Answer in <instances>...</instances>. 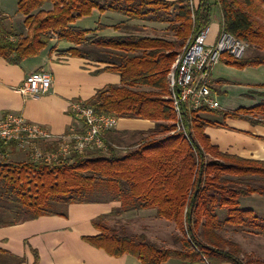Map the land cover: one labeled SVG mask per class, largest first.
Here are the masks:
<instances>
[{
  "label": "trees",
  "instance_id": "1",
  "mask_svg": "<svg viewBox=\"0 0 264 264\" xmlns=\"http://www.w3.org/2000/svg\"><path fill=\"white\" fill-rule=\"evenodd\" d=\"M217 8L223 30L259 51L241 60L224 56L221 63L238 69L264 66V0H199L196 7L189 0H17L28 35L19 37L8 31L4 21L10 18L2 16L0 58L19 65L37 57L56 33L59 41L75 44L67 51L70 56L107 64L120 76L119 85L99 90L84 104L99 114L155 122L150 134L154 137L175 130L174 124L162 125L177 119L172 101L166 99L170 95L168 74L186 42L212 24ZM95 10L121 14L130 20L169 21L177 41L134 35L99 37L84 50L80 46L90 31L76 23ZM163 13L170 19L165 21ZM103 28L99 26L98 30ZM202 112L223 120L258 123L253 118H264V103L234 112L185 108V132L152 137L125 155H117L113 149L116 145L107 138L104 151L74 154L54 164L34 162L30 157L14 161L9 155L0 160V227L42 216H67L72 204L117 201L121 203L119 209L93 222L98 235L84 238L110 256L131 255L141 264H164L169 260L264 264L241 259V249L219 234L226 225L264 233V218L240 206L243 197L264 195V162L224 154L211 145L206 129L226 125L201 117ZM101 152L107 156L98 155ZM207 155L215 160L208 161ZM92 194H97V199H90ZM62 206L65 211L59 212ZM141 210H155L158 218L174 223L184 234L182 251L159 247L144 235H128L105 224L109 216ZM216 210L226 211L224 220L219 219ZM4 263L1 257L0 264ZM34 264H39L36 252Z\"/></svg>",
  "mask_w": 264,
  "mask_h": 264
},
{
  "label": "crops",
  "instance_id": "2",
  "mask_svg": "<svg viewBox=\"0 0 264 264\" xmlns=\"http://www.w3.org/2000/svg\"><path fill=\"white\" fill-rule=\"evenodd\" d=\"M96 12L98 27H104L98 30L97 34L100 37L119 36L114 28L116 24L109 21L113 19L111 13L105 15L95 10L92 15ZM2 16L11 19L5 12ZM82 19L77 21L76 26L89 30L86 28L87 21H84L86 19ZM119 19L117 25L124 21L120 17ZM221 30L220 21L215 30L212 28L209 41H216ZM74 47L75 44L56 38L51 40L39 56L24 60L19 65L9 64L0 58V123L7 115L13 114L46 127L55 136L64 135L71 126L80 128V123L69 110L70 103L88 101L99 90L110 85H119L120 76L111 72L107 64L70 56L67 51ZM41 70L49 72L53 77L54 85L51 91L40 98L22 95L19 89L26 77ZM212 88L222 111L234 112L260 106L264 103V66L237 70L235 67L219 63L212 71ZM208 119L226 125V128L209 127L205 131L211 145L217 147L221 153L264 162L262 116L253 118L259 124L243 119L223 120L217 116ZM155 126L156 123L152 121L120 119L117 128L108 132L105 138L120 147L128 138L133 140L149 136ZM8 151L11 160L22 159H17L22 152L13 147ZM260 203L264 205V195L255 194L253 197L241 199L240 206L255 213H264V209H258ZM120 207L121 203L117 201L72 204L67 209V216H42L13 226H2L0 251L4 252L0 258L3 257L4 264H18V259H22L19 264H34L36 252L39 264H141L131 255L110 256L84 240L86 237L98 235L99 232L93 226L98 217L110 214ZM155 214V210H141L126 212L124 215L129 221L135 222L139 217L149 221V217ZM164 264L185 263L169 260Z\"/></svg>",
  "mask_w": 264,
  "mask_h": 264
},
{
  "label": "built area",
  "instance_id": "3",
  "mask_svg": "<svg viewBox=\"0 0 264 264\" xmlns=\"http://www.w3.org/2000/svg\"><path fill=\"white\" fill-rule=\"evenodd\" d=\"M211 26L204 28L193 40L189 39L172 65L167 80L177 115L179 131H184V109L221 110L212 88V71L224 56L241 60L249 45L232 34L220 31L216 41L210 42ZM52 75L44 70L28 75L19 92L30 98H40L53 88ZM70 112L80 123L71 126L64 135L55 136L46 127L9 114L0 123V160L9 157V148L26 153L34 162L58 163L74 154L106 149L105 135L114 131L119 118L99 114L83 101L70 103ZM186 135V133H185ZM187 136V135H186Z\"/></svg>",
  "mask_w": 264,
  "mask_h": 264
},
{
  "label": "rangeland",
  "instance_id": "4",
  "mask_svg": "<svg viewBox=\"0 0 264 264\" xmlns=\"http://www.w3.org/2000/svg\"><path fill=\"white\" fill-rule=\"evenodd\" d=\"M168 1L174 2L176 0H168ZM189 1L191 2L193 7H196L199 2L198 0H189ZM214 11L215 12L213 15L212 24L210 25L211 31L212 28L215 30L217 25H219L221 21L220 19L221 14L219 9L217 8ZM3 12H5L11 17L10 20L4 21V25L8 29V31H12L14 34L18 35L19 37H21V35L22 36L28 35L27 30L23 27L24 16L18 13L17 0H0V20L2 18ZM107 13H111V17H113V19H109V21L113 24L116 25L119 24V20H120L119 17L124 20L123 23L120 24V27L116 29L119 36L134 35V36L161 39L171 42L177 41L174 32L170 28L171 22L166 21L170 19L169 14H165V13L162 14L166 22L164 21L158 22L153 20H145V21L130 20L128 17L123 16L121 14H117L113 12H105V15H110ZM84 19H86L84 21H87L88 23V26L86 28H88L89 29L88 31H90V34H88L86 36L87 38H85V42H83V44L80 46L82 49L85 50L93 46L96 39L99 38L100 36L99 34H97L98 32L97 12L96 14H93L92 16ZM81 26H85V25H81ZM51 37L52 40L56 38L58 39V35L56 33L51 35ZM255 53H259V51L249 46L245 54V57L243 59H246ZM263 53L264 52L261 51V54ZM252 68H258V67H252ZM235 69L241 70L238 68ZM139 90L146 92L152 91L150 88H139ZM166 99H169L168 96L166 97ZM200 116L208 119V117L210 118L212 115L202 112L200 113ZM177 122L178 119H176L175 123L162 122V125H166V126H171L174 124L175 125L174 131H167V132L162 131L157 136L154 137L149 135L146 137L143 136H141L140 138L137 137L134 138L133 140L132 138L130 139L128 138L127 142H125L122 146L120 147L114 146L113 149L116 151L117 155H125L126 153L133 151L135 147H137V145H139L140 143H142L147 139H151L152 137L155 139H159L180 133V131L178 130ZM100 154L101 156H107L106 152H101L98 155ZM27 157H28L27 154L22 153L20 157H17V159L22 158L21 160H25ZM206 159L208 161L215 160V158H213L210 155H207ZM233 179H238V178L234 177ZM254 195L255 194L249 197H253ZM249 197H243L242 199ZM92 198L97 199V194H92L90 196V199ZM263 207L264 205L260 203L258 209H264ZM60 211H65V207L62 206L59 212ZM112 213L107 215H111ZM216 214L218 215L219 219L222 221L225 219L226 211L216 210ZM257 214L262 218H264V213H261V211H258ZM143 218L144 217L142 218L139 217L134 222V221H129L128 217H126L125 215H121V216L112 215L109 216L107 219H105V224L111 228L117 229L119 232H125L128 235H132V236L144 235L147 238V240L151 241L152 243H155L159 247L182 251L183 245L181 241L184 238V234L177 228V226L174 223L160 219L157 217L156 214L155 216L153 215L152 217H149L151 218L149 219V221H146V219ZM146 223H148V225ZM219 234L222 236V238L229 241L230 243L237 245L241 249L242 251L240 256L241 259L245 258V259H252L255 261L264 262V233H261L258 230H252L245 227L241 228V227H232L226 225L224 226V228H222V230H220Z\"/></svg>",
  "mask_w": 264,
  "mask_h": 264
}]
</instances>
